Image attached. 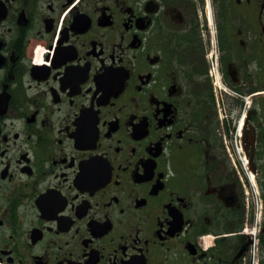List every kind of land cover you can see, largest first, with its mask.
Returning a JSON list of instances; mask_svg holds the SVG:
<instances>
[{
    "label": "flooded vegetation",
    "instance_id": "1",
    "mask_svg": "<svg viewBox=\"0 0 264 264\" xmlns=\"http://www.w3.org/2000/svg\"><path fill=\"white\" fill-rule=\"evenodd\" d=\"M0 264H264V0H0Z\"/></svg>",
    "mask_w": 264,
    "mask_h": 264
}]
</instances>
